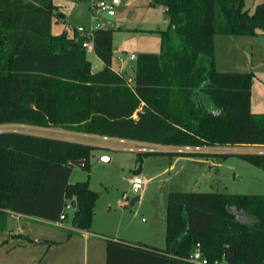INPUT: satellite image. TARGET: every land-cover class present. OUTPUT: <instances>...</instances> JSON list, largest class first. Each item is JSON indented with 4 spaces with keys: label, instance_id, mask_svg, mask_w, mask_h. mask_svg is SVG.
Instances as JSON below:
<instances>
[{
    "label": "trees",
    "instance_id": "trees-1",
    "mask_svg": "<svg viewBox=\"0 0 264 264\" xmlns=\"http://www.w3.org/2000/svg\"><path fill=\"white\" fill-rule=\"evenodd\" d=\"M39 1L0 0V125L56 127L170 147L264 146V113L251 111L253 73L218 71L214 48L216 35H264V2L249 13L243 0H151L168 19L166 30L154 31L161 52L138 56L128 81L111 68V30L92 32L93 52L104 65L97 72L87 58L86 33L47 35L44 45L39 32L55 7ZM94 148L0 132V228L7 211L59 222L69 202L75 205L72 227L89 231L98 193L86 181L69 183V162L83 160L88 170ZM156 154L218 155L141 152L136 171L142 158ZM240 156L264 170V153ZM165 229L164 249L107 241L106 264H190L197 244L209 260L264 264V195L171 192Z\"/></svg>",
    "mask_w": 264,
    "mask_h": 264
},
{
    "label": "rangeland",
    "instance_id": "rangeland-1",
    "mask_svg": "<svg viewBox=\"0 0 264 264\" xmlns=\"http://www.w3.org/2000/svg\"><path fill=\"white\" fill-rule=\"evenodd\" d=\"M93 0H40L41 6L50 8L53 5L49 22L39 32L41 41L46 44L47 35L73 36L79 34L81 27L85 32L96 29L112 31V64L111 68L122 73L131 81L134 65L142 54H159L161 52V37L148 29H164L166 18L161 6L152 7L151 0H104L114 13L113 19L102 16L104 10L96 8ZM97 1V0H94ZM264 0H243V9L251 13L255 6ZM11 8V7H9ZM3 7L1 6V10ZM264 41V35H258ZM33 35L29 40L33 41ZM223 39L216 36L215 64L222 72H243L253 68L252 112L264 113V47L250 55L230 46L231 56L234 54L237 65H228L229 53ZM46 48V46H45ZM134 56V58H131ZM249 59V64H243V59ZM93 72L104 67L94 52L87 53ZM247 62V61H246ZM237 69V70H236ZM247 69V70H246ZM261 93V94H258ZM258 102V105L256 104ZM16 131L45 137L67 139L69 141L87 143L95 148L91 152L89 169L72 166L69 183L88 182L90 189L98 193L94 204L90 229L99 228L101 233L126 241L140 243L139 245L166 247L165 215L167 197L171 192H221L236 195H264V170L243 159L240 155L247 153H264V146H231L217 147L219 151H204L208 154H218L209 157L207 163H190L183 159L170 160L167 155L156 154L142 158L139 174L135 169L137 153L127 148L138 145L133 141L92 136L83 133H72L56 127H36L28 125H0V132ZM63 132V134L58 132ZM160 152L192 153L184 147L141 146ZM177 157V156H175ZM195 157V156H194ZM108 158L109 162L101 159ZM193 158V157H192ZM204 160L201 157H195ZM174 161V162H173ZM199 162V161H197ZM171 166L169 169L168 167ZM164 169H167L165 172ZM139 176L143 181L138 193L132 190L131 177ZM139 200L130 207L133 197ZM127 198V200H126ZM65 220L58 223L71 227L73 208L66 211ZM249 220V219H248ZM11 225L25 228L24 219L16 224L13 218ZM31 222V221H29ZM33 225L45 226L33 222ZM51 223H47L50 229ZM25 225V226H24ZM26 229V228H25Z\"/></svg>",
    "mask_w": 264,
    "mask_h": 264
},
{
    "label": "crops",
    "instance_id": "crops-1",
    "mask_svg": "<svg viewBox=\"0 0 264 264\" xmlns=\"http://www.w3.org/2000/svg\"><path fill=\"white\" fill-rule=\"evenodd\" d=\"M117 2L118 0H115V3ZM162 11H163V16L166 18V25H164V29L157 28V29H148L146 31L154 32L157 30L167 29L168 19L164 14L163 7H162ZM216 36H219L223 39L222 41L224 42L225 46L226 45L229 46V48L226 46V48H228L226 53H229V58H230L228 60V65L229 64L237 65L236 58H234V54L232 56L230 54L231 53L230 46L234 49H236L235 47L237 46V49H239V47L243 48V45H244L243 51L246 50V54L250 52V55L252 56L254 52H257L259 48H261V46L264 47V41L261 40L258 35L253 36V37H248V36L234 37V36H228V35H216ZM216 36L214 37L215 54H216V46H215ZM248 60L249 59H247V57L244 58L243 64L244 63L245 65L246 63L249 64ZM114 71L118 72L116 70ZM243 72H249V71L247 70ZM250 72L254 74L253 68H251ZM253 88L254 87H253V82H252L251 110H252V103H253L252 102ZM261 91H264V90H261ZM258 94H261V93H258ZM258 102L259 101H256L257 105H258ZM262 103H264V98H263ZM135 117L136 116L134 115V118ZM6 125H12V124H6ZM64 131H66V133L71 132L67 130H64ZM64 131L63 132L60 131L58 133L63 134ZM92 136H96V135H92ZM51 137H55V136H51ZM99 138L101 137L99 136ZM114 139H117V138H114ZM133 142H134L133 144L138 145V147L135 146L133 147V149L132 148H127V149L130 151H134L136 153L155 151L154 149L152 150V149L142 148L141 146L163 147L161 145H155L151 143H144V142H137V141H133ZM165 147H168V146H165ZM184 148H186L188 151H191L192 153H205L204 151H219L218 150L219 148L217 147H184ZM160 152H166V149H161ZM195 157L194 156H177V157L174 156L170 158V160L175 159L174 161H176L177 159L178 160L183 159L190 163H201V164H205L208 161V158H203L204 160H202V159L195 158ZM168 168L170 169L171 166H169ZM166 170L167 169H164L163 172H165ZM134 172H136L135 174H139L140 169L138 171H136L135 169ZM133 178L134 177H131L132 180ZM5 213L7 214L6 221H5V227L3 229L0 228V264H106L107 241L109 240L121 241L129 245H139L140 244L136 242L126 241L123 239H118L115 237H109L108 235H105L101 233L100 231H98L100 229L97 227L95 230L90 229L89 231H82V230L74 229L72 225L69 228V227L63 226L62 224L58 222H49V221L37 219L34 217H28V216L16 214V213L9 212V211ZM11 217L13 218L15 224L20 219L26 220L27 221L25 222L26 229L23 227H16L13 224L9 225L11 222L9 223L8 221H9V218ZM33 222L43 223L45 226H41V225L35 226L32 224ZM47 223H51L50 229L47 228ZM69 232H71V234ZM18 235L27 236L30 239H32L33 242L29 243L21 238L16 237Z\"/></svg>",
    "mask_w": 264,
    "mask_h": 264
},
{
    "label": "built area",
    "instance_id": "built-area-1",
    "mask_svg": "<svg viewBox=\"0 0 264 264\" xmlns=\"http://www.w3.org/2000/svg\"><path fill=\"white\" fill-rule=\"evenodd\" d=\"M92 4L94 7L99 8L104 11H111L110 5H108L104 0H97L92 1ZM78 32L80 33H86L89 37V40L85 42L84 47L87 53L93 52V42H92V32H85V30L81 27L78 28ZM131 58H134V56H131ZM143 186V181L139 176H135L132 181V190L134 193H138ZM72 209L71 203H67L62 210L60 216H59V222L66 219L67 214L66 211ZM188 262L190 264H228L227 261L224 259H215V260H209L206 258L203 253L200 250L199 244L196 245L195 249L191 253L190 257L188 258Z\"/></svg>",
    "mask_w": 264,
    "mask_h": 264
},
{
    "label": "water",
    "instance_id": "water-1",
    "mask_svg": "<svg viewBox=\"0 0 264 264\" xmlns=\"http://www.w3.org/2000/svg\"><path fill=\"white\" fill-rule=\"evenodd\" d=\"M102 16L105 17V18H107V19H113V17H114V13L111 12V11H104L103 14H102ZM101 160L104 161V162H109V159H108V158H102ZM69 164L72 165V166H77V167H79V168H83V166H84V161H83V160H80V161H70ZM138 200H139V196H135V197H133V198L131 199V201H130L129 206H130V207H133L134 204H135ZM74 207H75V205L72 204V208H74ZM228 210H229V208H228Z\"/></svg>",
    "mask_w": 264,
    "mask_h": 264
}]
</instances>
